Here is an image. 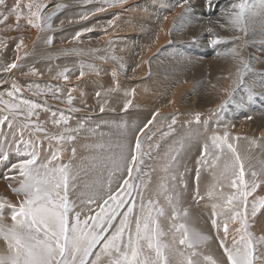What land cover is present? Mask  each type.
I'll return each instance as SVG.
<instances>
[{
	"label": "snow or ice",
	"instance_id": "6c2138e0",
	"mask_svg": "<svg viewBox=\"0 0 264 264\" xmlns=\"http://www.w3.org/2000/svg\"><path fill=\"white\" fill-rule=\"evenodd\" d=\"M207 2L211 6L212 0ZM124 3L126 0H104L108 7ZM179 6L183 12L174 18L173 31L176 21L182 22L192 11L191 0H181ZM60 7L56 5V8ZM47 8L44 0H0V26L5 31H16L21 29L20 21L23 20L26 26L38 32L51 30L56 12H47ZM103 11L102 5L93 12L80 14L79 19L87 20ZM258 15L264 17V0H252L251 3L239 0L231 9L223 11L222 18L216 23L220 28L247 36L250 30L255 33ZM114 26L115 21L109 20L108 27ZM88 31L91 29H83V32ZM259 31L264 35V20ZM208 32L213 34L214 30L209 28ZM82 34L76 32L73 39L78 40ZM240 39L235 37L233 43ZM222 41L224 37L213 34L209 43L216 45ZM52 42L53 37L47 36L45 43ZM246 43L245 40L223 53L236 62L235 72L228 76L231 84L225 89L229 97L246 86L245 74L252 70V60L242 54ZM0 46L7 47L5 38H0ZM25 47L21 36L15 43L17 54L11 62L0 64V73L8 75L21 67L29 54L27 51L23 56L19 54ZM69 72L70 69L64 68L54 79L67 81ZM30 74L39 73L32 69ZM84 75L81 70L79 76ZM7 82L0 79V84ZM27 90L36 96L50 94L54 99L59 98L62 91L58 86L41 87L32 83L27 85ZM246 90L250 96L264 95V91L257 93L255 86H247ZM23 91L24 88L13 80L11 90L6 92L8 99L0 96L3 109L0 111V159H9L13 150L20 156L11 165L16 174L11 179L15 183L8 185L17 197L16 202L0 197V240L4 243L0 264H264V234L257 235L252 229L258 214L264 215V195H254L264 186V160L258 168L246 165V158L233 143L240 137L230 135L227 126L222 135L214 133L210 137L212 150L207 145L202 149L196 161L197 188L193 194V200H206L211 208V225L222 250V256L217 258L205 251L213 237L189 224V211L183 206L182 192L178 190V186L187 188L183 175L179 179L175 174L169 175L172 164L166 162L162 168L164 176L152 188L150 179H145L147 174H142L141 165L146 155L144 140L152 138L145 129L153 125L158 113H153L142 127L133 124L131 136L126 121H102L103 125L117 129L119 139L105 142L106 133L100 132L98 142L84 145L94 153L86 169L83 162L80 165L73 163L75 147H71L68 162L63 161L62 153L82 130L95 137L101 123L86 128V122L81 120L73 128L70 117L63 111L57 117V112L52 111L46 101L36 103L24 99ZM118 91V84L105 91V98L99 105L101 113L108 104L106 97ZM134 91H125V97L134 95ZM96 96L100 98L102 93L98 91ZM73 100L69 91L67 104L71 106ZM131 104L132 100L126 99L123 110ZM219 107L222 109L224 104ZM39 110L50 112L51 123L61 127L62 131L49 132L39 121ZM69 111L79 109L70 107ZM33 117H36L35 121ZM175 122L173 117L172 123ZM5 126L7 131H4ZM25 131L30 134L28 139L24 138ZM36 134H42L43 138L32 139ZM44 140L49 141L46 149ZM249 145L264 147V134L259 140L249 139ZM171 160L175 163L174 157ZM202 166L211 169L213 177L203 195L198 187ZM89 170H99L101 176L107 173V180L85 184L86 191H81V172ZM117 220L119 223H114Z\"/></svg>",
	"mask_w": 264,
	"mask_h": 264
},
{
	"label": "bare ground",
	"instance_id": "6f19581e",
	"mask_svg": "<svg viewBox=\"0 0 264 264\" xmlns=\"http://www.w3.org/2000/svg\"><path fill=\"white\" fill-rule=\"evenodd\" d=\"M194 1L198 0H191ZM44 2L48 4L47 12H56L51 30L38 32L37 29L26 26L23 20L20 21L21 29L16 31H5L0 26V38L7 40L6 48L0 46V64L11 62L15 57V43L21 36L26 47L19 54L23 56L25 51L29 53L19 69H14L8 75L0 73V79L8 81L0 84V96L8 99L6 92L11 90V83L15 80L24 88L21 93L24 99L36 103L46 101L47 106L57 112V117L63 111L70 117L69 123L73 128L81 120L86 122V128L95 127L102 121H126L129 124V136L132 135L133 124L142 127L152 118L153 113H158L153 125L145 129L152 138L144 140V151L147 153L149 150V153L143 158L142 174H147L145 179H150L152 188L164 176L162 168L166 162L172 164L169 175L175 174L178 179L183 175L187 188L178 186V190L182 192L183 206L189 211V224L213 237L205 251L220 258L222 250L217 246L216 233L211 225V208L206 200H193L197 188L196 161L206 145L212 150L210 137L214 133L222 135L225 126L230 135L240 137L233 143L246 158V165L258 168L264 160V147L249 145V139L259 140L264 134V95L250 96L246 90L247 86H255L257 93L264 91V35L259 31L264 17L258 15L255 33L250 30L244 36L243 33L220 28L216 23L222 18L223 11L231 9L232 4L239 0H212L211 6L206 0L207 6L212 9L213 21L220 29L216 35L224 37V41L216 47L218 54L213 55L210 50H203L199 45H189L194 38L191 34H178V27L189 20V13L182 22L176 21V29L173 31L174 18H178L183 12V8L178 5L181 0H126V3L113 7L105 5L104 0ZM57 4L61 7L56 8ZM102 5L105 11L96 12L87 20L79 19L80 14L93 12ZM109 20L115 21L114 27H108ZM85 28L91 31L83 32ZM78 31L83 34L78 40L73 39ZM49 35L53 37L52 44L45 43ZM235 37L241 39L234 44ZM245 40L247 43L242 54L246 59L252 60V70L245 74L246 86L229 97L225 89L231 84L228 76L235 72L236 62L222 53ZM109 41L112 43L109 44ZM112 56L117 59H111ZM165 60L169 64L164 65ZM64 68L70 69L69 80L54 79L57 72ZM32 69L39 74H30ZM81 70L85 73L83 77L79 76ZM29 83L39 84L41 87L58 86L62 91L59 98L55 99L50 94L47 97L36 96L27 90ZM117 84L119 91L106 97L108 104L104 113H101L99 105L105 98L103 94ZM132 90H135L134 95L125 97L124 92ZM69 91L74 97L71 106L66 102ZM98 91L102 93L100 98L96 96ZM237 93L244 96L237 97ZM126 99H131L132 104L125 111L123 105ZM221 104H224L222 109L219 107ZM70 107L79 111L71 112ZM2 110L0 106V111ZM50 115V112L39 110V121L49 132L62 131L61 127L51 123ZM173 117L175 124L172 123ZM32 119L35 121L36 117ZM191 120L194 123H185ZM100 132L106 133L103 138L105 142L119 139L117 129L102 123L95 137L82 130L76 140L67 146L68 150L62 153L63 161L68 162L72 155L71 147H75L77 152L73 163L80 165L83 162L87 169L94 153L84 145L98 142ZM29 135L25 131L24 138L28 139ZM37 136L43 138L42 134L31 138L36 139ZM43 146L48 148L49 141L44 140ZM244 148L248 151L244 152ZM172 157L175 158V163H172ZM19 158L13 150L9 159H0V197L13 203L17 197L8 185L15 183L11 179L16 175L11 165ZM98 179L106 182L107 173L101 176L99 170L81 172L79 190L86 191L84 185L92 184ZM212 182L211 169L202 166L199 192L203 195ZM254 195H264V186L257 189ZM5 214L7 215V211ZM252 229L257 235L264 234V215L258 214ZM3 248L4 243L0 240V250Z\"/></svg>",
	"mask_w": 264,
	"mask_h": 264
},
{
	"label": "rangeland",
	"instance_id": "374dc122",
	"mask_svg": "<svg viewBox=\"0 0 264 264\" xmlns=\"http://www.w3.org/2000/svg\"><path fill=\"white\" fill-rule=\"evenodd\" d=\"M191 3H192V11L188 14L189 20L183 22L178 27V34L179 35H181L182 33L191 34L194 38H193V40H191L189 42V45H199L200 47L203 48V50L208 49L212 52L213 55H217L219 52V50L216 48L218 46V44L212 45L209 43V41L213 38V34L216 35L220 32V29L218 28V26L213 21L212 9H210L207 6L206 0H198V1L191 2ZM209 28H212L214 30L213 34H210L208 32ZM207 42H208V44H207ZM167 62H168V60H165L163 62L164 65L169 64V62L168 63ZM237 95H238L237 97H240V98H242L244 96L243 94L241 95L240 93H237ZM233 108H235V107H233ZM196 122L199 123V121H197V120H196ZM185 123H194V122H193V120H191V122L186 121ZM4 131H7L6 126L4 127ZM155 145H156V143H155ZM246 151H248V149L244 148V152H246ZM148 153H149V150L146 154H148ZM218 248H219V246H218Z\"/></svg>",
	"mask_w": 264,
	"mask_h": 264
}]
</instances>
